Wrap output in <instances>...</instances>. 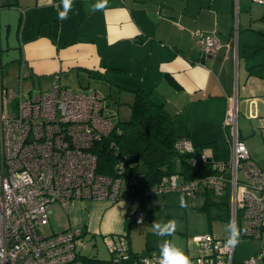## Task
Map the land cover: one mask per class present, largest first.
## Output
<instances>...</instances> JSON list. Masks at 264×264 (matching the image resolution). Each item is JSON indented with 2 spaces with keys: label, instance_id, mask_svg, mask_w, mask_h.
I'll use <instances>...</instances> for the list:
<instances>
[{
  "label": "crops",
  "instance_id": "0c3cea01",
  "mask_svg": "<svg viewBox=\"0 0 264 264\" xmlns=\"http://www.w3.org/2000/svg\"><path fill=\"white\" fill-rule=\"evenodd\" d=\"M101 2L71 0L62 20V0H0L1 75L4 64L18 84L22 73L20 84L31 82V94L48 89L54 76L72 90L92 85L107 109L109 99L130 106L134 91L143 90L170 114L180 138L195 147L211 144L208 153L220 161L231 154L224 119L235 96L237 125L241 112L252 121L238 128L239 136L253 159L264 160V78L248 73L264 65V12L255 0H107L94 11ZM200 32L218 42L207 55L197 42ZM129 209L136 210L128 198L77 201L61 231L81 226L89 236H119L138 252L130 228L142 223ZM262 246L254 244L242 262Z\"/></svg>",
  "mask_w": 264,
  "mask_h": 264
},
{
  "label": "built area",
  "instance_id": "2783aa9c",
  "mask_svg": "<svg viewBox=\"0 0 264 264\" xmlns=\"http://www.w3.org/2000/svg\"><path fill=\"white\" fill-rule=\"evenodd\" d=\"M264 3V0H258ZM204 54L211 53L218 42L212 34H197ZM4 86L0 66V264H84L81 248L89 235L81 226L44 235L40 227L49 221L51 206L58 203L68 211L75 202L87 199L116 202L128 186L136 183L131 176L126 185L124 173L127 155L118 146H109L116 156L114 173H100L95 143L115 128L103 95L97 90L79 92L64 87L54 76L50 87L31 94ZM237 99L228 98L224 126L228 128L231 154L220 161L203 148L199 158L209 162L212 172L182 183L170 175L147 187L143 195L182 191L188 196L208 192L217 199L226 197L230 220L243 225L240 235L260 239L264 234V160L251 157L239 138ZM176 146L194 151L187 139ZM193 163L196 158H192ZM138 223L144 213L129 210ZM140 224V223H138ZM205 254L190 258L191 264H234L235 247L205 233L192 238ZM109 264H159L160 254L133 257L118 236H105ZM264 263V246L243 264Z\"/></svg>",
  "mask_w": 264,
  "mask_h": 264
},
{
  "label": "trees",
  "instance_id": "16d2710c",
  "mask_svg": "<svg viewBox=\"0 0 264 264\" xmlns=\"http://www.w3.org/2000/svg\"><path fill=\"white\" fill-rule=\"evenodd\" d=\"M248 73L264 78V65L249 67ZM134 93V99L129 106L130 118L115 122V128L110 135L93 146L98 158L97 170L100 173L108 175L114 173L116 156L109 146L110 141L113 140L118 146L121 155L128 156L123 176L126 185L131 176L135 177L136 183L132 187L128 186L123 198L134 199L142 196L145 188L154 186L173 174L177 176V182L182 183L211 173L210 163L199 158L200 151L211 144L193 146L192 152L179 149L176 144L181 138L174 129L172 117L163 105L154 102L143 90L138 89ZM192 158H196L195 163L191 161ZM203 194L204 203L200 209L206 212L208 220H229L230 211L226 197L219 200L208 192ZM212 209H217L214 216L211 214ZM128 249L133 257L154 251L143 253L133 252L129 247ZM81 260L84 264H109L110 256L107 260H101L82 255Z\"/></svg>",
  "mask_w": 264,
  "mask_h": 264
},
{
  "label": "rangeland",
  "instance_id": "374dc122",
  "mask_svg": "<svg viewBox=\"0 0 264 264\" xmlns=\"http://www.w3.org/2000/svg\"><path fill=\"white\" fill-rule=\"evenodd\" d=\"M255 7H259L264 12V4L257 3L255 0ZM262 4V5H261ZM237 5V4H236ZM2 82L4 86L11 87L15 90L18 89V81L16 74L13 70L3 65L2 68ZM32 87L31 82L23 81L21 89L25 92ZM35 89V87H34ZM79 92H87L93 90L92 85H83L73 89ZM108 111L114 122L126 121L130 118V107L125 104H117L109 99ZM252 123L241 112L238 117V128L242 129L243 126ZM247 140V139H246ZM253 140H247V143H252ZM180 182L181 179L179 178ZM181 197H183L184 205L181 206ZM133 200V207L137 211L145 214V219L141 225L132 224L130 228L131 246L138 250V252L146 253L149 250L158 252V247L164 240H170L172 243L188 252V257L194 258L199 254L198 244L192 240L194 236L211 233L222 239L229 238L227 230L229 221L212 219L208 220L206 212L202 211L200 207L204 203L203 195L188 196L182 191H171L165 193H153L150 196H139ZM217 209H212L211 214L214 216ZM175 219L177 221L176 231L170 236H156L154 234L152 225L154 222L167 223L169 220ZM67 220V211H65L58 203H53L51 206V214L47 224L40 227V231L44 235H51L60 232ZM237 224L242 228L243 222L240 215H237ZM264 236V235H262ZM90 238V239H89ZM249 240L250 242L243 243L242 240ZM252 240V241H251ZM264 243V237L261 240L253 238H240L239 243L235 246V262L243 264V260L248 256L246 253L254 244ZM86 245L81 248V253L85 257H98L105 259L108 257V250L106 248L104 238L101 235H93L85 238ZM196 254V255H195ZM264 264V263H262Z\"/></svg>",
  "mask_w": 264,
  "mask_h": 264
},
{
  "label": "clouds",
  "instance_id": "9594fccd",
  "mask_svg": "<svg viewBox=\"0 0 264 264\" xmlns=\"http://www.w3.org/2000/svg\"><path fill=\"white\" fill-rule=\"evenodd\" d=\"M64 11L59 13L60 19H66L68 11L71 8V0H62ZM107 0H102L101 3H98L93 6V10H100L106 6ZM184 205L183 197H181V206ZM138 223H143V218L141 217L137 221ZM154 234L156 236H170L172 235L177 228V221L175 219L169 220L167 223H158L154 222L152 225ZM229 232V238L226 242L227 246L235 247L239 243L240 228L236 221L230 220L227 228ZM159 264H191L190 258L181 250L176 247L172 241L164 240L160 245V258Z\"/></svg>",
  "mask_w": 264,
  "mask_h": 264
}]
</instances>
